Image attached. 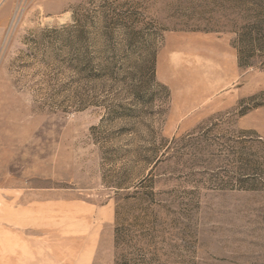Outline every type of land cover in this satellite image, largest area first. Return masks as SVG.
<instances>
[{
  "label": "rangeland",
  "instance_id": "374dc122",
  "mask_svg": "<svg viewBox=\"0 0 264 264\" xmlns=\"http://www.w3.org/2000/svg\"><path fill=\"white\" fill-rule=\"evenodd\" d=\"M0 189L104 208L96 264H264V0H0Z\"/></svg>",
  "mask_w": 264,
  "mask_h": 264
},
{
  "label": "crops",
  "instance_id": "0c3cea01",
  "mask_svg": "<svg viewBox=\"0 0 264 264\" xmlns=\"http://www.w3.org/2000/svg\"><path fill=\"white\" fill-rule=\"evenodd\" d=\"M6 211L23 224L0 220V233L10 232L16 243L14 251L0 252V264H96L104 208L67 195L0 189V217ZM73 223L80 225L76 231Z\"/></svg>",
  "mask_w": 264,
  "mask_h": 264
}]
</instances>
